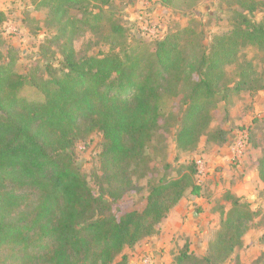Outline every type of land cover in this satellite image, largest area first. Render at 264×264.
Wrapping results in <instances>:
<instances>
[{
    "label": "trees",
    "instance_id": "trees-1",
    "mask_svg": "<svg viewBox=\"0 0 264 264\" xmlns=\"http://www.w3.org/2000/svg\"><path fill=\"white\" fill-rule=\"evenodd\" d=\"M155 1L175 7L177 0ZM179 1L192 8L197 0ZM112 3L39 1L48 8L46 26L54 33L47 42L57 52L49 56V47L41 50L40 60L24 72L16 70L17 51L0 36V264H126L123 251L157 235L187 192L202 195L195 160L181 165L174 177L166 173L173 164L165 162L164 172L149 180L141 209L114 212L133 181L150 175L147 148L158 144L159 121L176 125L179 152L195 151L202 137L222 145L229 131L211 126L213 111L222 102L225 122L233 98L264 89L252 61L240 59L247 46L264 51V16L259 21L248 16L264 8V0H237L232 27L211 35L206 45L194 39L188 19L155 38L150 49L125 51L116 50L124 26L106 16ZM89 6L95 12H87ZM72 10L81 16H72ZM104 18L117 37L110 39L111 48L78 54L76 34L82 27L97 32ZM6 20L0 10V26ZM232 65L234 78L227 73ZM26 86L41 98L22 96ZM163 97L177 99L178 116L161 111ZM95 132L101 135L99 172L92 173L97 190L73 154L76 143ZM256 173L264 184V148ZM219 200V228L206 253L197 256L185 242L174 264H223L242 246L256 212L229 191Z\"/></svg>",
    "mask_w": 264,
    "mask_h": 264
},
{
    "label": "rangeland",
    "instance_id": "rangeland-1",
    "mask_svg": "<svg viewBox=\"0 0 264 264\" xmlns=\"http://www.w3.org/2000/svg\"><path fill=\"white\" fill-rule=\"evenodd\" d=\"M39 1L41 0H0V10L4 11L7 17V20L0 26V36L4 44L17 51L19 60L16 70L19 72H24L35 65L36 61L40 60V55L38 54L41 50L49 47L47 53L49 56L51 52H57L56 46L47 42L54 33V28L50 29L46 26L48 23V8L40 5ZM237 6V0H197L192 8H187L186 4L179 0L176 1L175 7L161 6L155 0H113L110 6L113 12L108 13L106 11V16H109L111 21L124 26L123 38H117L110 33L109 20L104 18L97 32H93L87 27H82V31L74 37L73 45L80 55L107 52L111 48L110 39L114 38H117L120 43L116 48L117 51H125L133 47L150 49L155 38L165 33L169 28L187 24L188 19L192 20V26L196 31L194 39L201 40L206 45L211 35L226 32L232 27L235 22L232 10L237 8ZM85 10L87 12H90V10L95 12V9L90 6ZM81 12L72 10L71 15L79 18ZM248 16L253 21H259L264 16V8H259L248 14ZM182 46L185 48L186 43H183ZM54 58L57 59L58 54ZM243 58L252 61L254 68L264 83V51L247 46L240 53V59ZM227 73L230 78L236 77L235 66H229ZM261 91H264V89ZM257 92L253 94L256 95ZM21 95L31 100H39L41 98L35 89L28 86L23 88ZM249 95L251 93L244 92L239 97L233 98L229 108L233 106L236 100H242L244 96ZM178 106L179 102L177 99L172 101L167 97L161 98L160 108L164 113L172 111L178 116ZM223 108L224 104L220 102L218 108L213 111L212 127L223 126L227 123V121H223ZM175 127L176 125L174 126V123L170 122V120L168 122L159 121L160 135L158 134V144H154V148H147V153L151 157L149 163L151 167L150 175L140 180H134V185L130 188L127 195L117 203L114 211L122 212L130 208L141 209L144 206V202H141L142 196L147 194L149 180L156 179L164 172L163 164L165 162L173 164L172 168L167 170L166 173L174 177L177 175L176 170L181 165L195 160L202 168L197 183L200 184L203 197L202 199H197L196 196L188 192L183 197L182 203L184 206L182 209L186 207L187 214L185 218L184 216L182 217V222L187 223L188 230L179 228L172 231V246L169 251L171 259H174L185 242L190 245L188 241L189 239L193 240V238H197L198 246L190 245L189 249L197 256H202L206 253L209 241L213 239L219 228V214L215 211L219 208L217 209L216 205L220 203L219 199L225 192H230L226 188L227 181H230L231 184L234 181L232 179L233 176L230 175L221 177L215 184L214 190L208 191L204 184V176L206 174L204 175L203 171L205 160L202 156L206 150L204 145L205 138L202 137L200 139L195 151L179 152L175 148L173 136ZM231 129L236 131L247 130L248 141L246 142V149L242 158L246 157V166L251 168L249 162L254 157L258 158L264 148V110L251 113L244 124L234 125ZM100 139L101 135L95 132L85 141L76 143L73 152L76 165L87 176L89 186L93 190H97V186L92 180V173L99 172L98 151ZM253 144L256 146H253ZM231 145L232 143L229 145V157L226 163L229 173L233 172L232 170L239 164L238 161L242 160V158H231ZM217 168L219 167H215L214 170ZM249 183L247 190H242L243 195L239 198H243L244 201L250 203V208L256 212V216L243 237L242 246L236 249L223 264H264V184L255 177H251ZM222 203L228 208V202ZM117 258L120 259V256ZM117 258L114 262H116ZM152 264H156L154 260Z\"/></svg>",
    "mask_w": 264,
    "mask_h": 264
},
{
    "label": "crops",
    "instance_id": "crops-1",
    "mask_svg": "<svg viewBox=\"0 0 264 264\" xmlns=\"http://www.w3.org/2000/svg\"><path fill=\"white\" fill-rule=\"evenodd\" d=\"M263 106L264 91L261 90L258 91L256 95L251 93L249 96H244L242 100H236L233 106L228 110L229 118L227 123L223 125V127L229 131L227 141L222 145H216L213 143H206L204 140L206 149L202 154L205 160V168L203 171L204 175L206 174L204 176V184L208 191L214 190L215 184L221 177L223 178L230 175L233 176L234 185L231 184L230 181H227L226 188L230 190L233 195L241 197L243 195L242 190H247L250 184V178L255 177L258 180L256 173V157L249 162L251 168L246 166V157H243L242 160L240 159L238 161L239 164L232 170L233 172L230 173L227 171L226 163L229 157V145L233 142L237 132L235 129H231V127L244 124L251 113L263 111ZM215 167L219 168L214 170ZM202 197L203 195L196 196L197 199H202ZM241 200H243V198ZM182 202L183 198L173 207L166 219L161 222L157 235L141 241L131 249H125L123 251V254L127 256L128 260L126 264H152L153 260L156 264H172L174 259H171L169 253L172 246V231L179 228L186 231L188 230L187 223L182 222V217L184 216L185 218L187 214L186 207L182 209L184 206ZM188 243L195 247L198 246L197 238H193V240L189 239ZM118 259L119 258H117L116 261H118Z\"/></svg>",
    "mask_w": 264,
    "mask_h": 264
},
{
    "label": "built area",
    "instance_id": "built-area-1",
    "mask_svg": "<svg viewBox=\"0 0 264 264\" xmlns=\"http://www.w3.org/2000/svg\"><path fill=\"white\" fill-rule=\"evenodd\" d=\"M247 138H248V133L246 129H241L236 132L234 136V140L230 147L231 158H236V159L242 158L244 150L246 149V142L248 141ZM201 171H202L201 166L197 164L196 179H198Z\"/></svg>",
    "mask_w": 264,
    "mask_h": 264
}]
</instances>
